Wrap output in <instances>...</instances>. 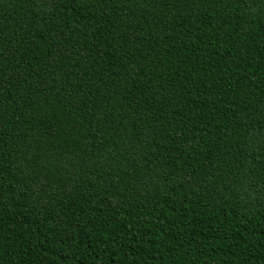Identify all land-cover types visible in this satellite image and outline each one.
I'll list each match as a JSON object with an SVG mask.
<instances>
[{
    "label": "trees",
    "instance_id": "obj_1",
    "mask_svg": "<svg viewBox=\"0 0 264 264\" xmlns=\"http://www.w3.org/2000/svg\"><path fill=\"white\" fill-rule=\"evenodd\" d=\"M0 264H264V0H0Z\"/></svg>",
    "mask_w": 264,
    "mask_h": 264
}]
</instances>
